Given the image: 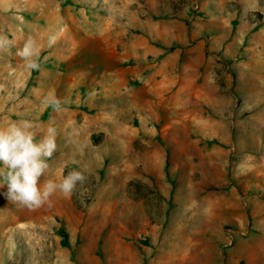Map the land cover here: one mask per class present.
<instances>
[{"label":"rangeland","instance_id":"rangeland-1","mask_svg":"<svg viewBox=\"0 0 264 264\" xmlns=\"http://www.w3.org/2000/svg\"><path fill=\"white\" fill-rule=\"evenodd\" d=\"M17 120L86 179L0 196V264H264V0H0Z\"/></svg>","mask_w":264,"mask_h":264},{"label":"clouds","instance_id":"clouds-1","mask_svg":"<svg viewBox=\"0 0 264 264\" xmlns=\"http://www.w3.org/2000/svg\"><path fill=\"white\" fill-rule=\"evenodd\" d=\"M59 109L60 101L54 97L49 101ZM35 125L29 120L12 121L0 127V192L7 201L27 208H37L59 192L69 197L86 177L78 170L61 175L59 182L41 178L49 170V160L56 151L57 130L49 126L36 139Z\"/></svg>","mask_w":264,"mask_h":264},{"label":"bare ground","instance_id":"bare-ground-1","mask_svg":"<svg viewBox=\"0 0 264 264\" xmlns=\"http://www.w3.org/2000/svg\"><path fill=\"white\" fill-rule=\"evenodd\" d=\"M52 28L57 29V26H56V25H52V26H51V29H52Z\"/></svg>","mask_w":264,"mask_h":264},{"label":"trees","instance_id":"trees-1","mask_svg":"<svg viewBox=\"0 0 264 264\" xmlns=\"http://www.w3.org/2000/svg\"><path fill=\"white\" fill-rule=\"evenodd\" d=\"M63 236H64V238H67V236H66V234H65V233H63Z\"/></svg>","mask_w":264,"mask_h":264}]
</instances>
